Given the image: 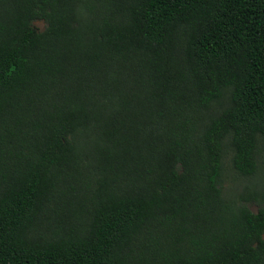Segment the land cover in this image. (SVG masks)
<instances>
[{"label": "trees", "instance_id": "trees-1", "mask_svg": "<svg viewBox=\"0 0 264 264\" xmlns=\"http://www.w3.org/2000/svg\"><path fill=\"white\" fill-rule=\"evenodd\" d=\"M263 180L264 0H0V264H264Z\"/></svg>", "mask_w": 264, "mask_h": 264}, {"label": "rangeland", "instance_id": "rangeland-1", "mask_svg": "<svg viewBox=\"0 0 264 264\" xmlns=\"http://www.w3.org/2000/svg\"><path fill=\"white\" fill-rule=\"evenodd\" d=\"M33 25L34 26H36L38 29H42L43 28V26H44V23L42 22V21H40V20H36V21H33ZM230 176H232V174L231 173H229V176H228V185H232L233 183H235L236 184V182H239L237 179H235V178H233L232 180H231V177ZM262 183L264 184V180L262 181ZM227 185V186H228ZM240 185H238L237 187H239ZM248 206H249V208L252 210V211H256V204H254V203H250V204H248Z\"/></svg>", "mask_w": 264, "mask_h": 264}]
</instances>
